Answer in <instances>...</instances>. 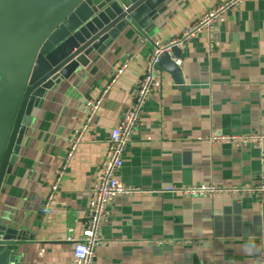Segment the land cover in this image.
I'll use <instances>...</instances> for the list:
<instances>
[{
    "label": "crops",
    "instance_id": "1",
    "mask_svg": "<svg viewBox=\"0 0 264 264\" xmlns=\"http://www.w3.org/2000/svg\"><path fill=\"white\" fill-rule=\"evenodd\" d=\"M218 2L169 0L151 34L121 33L81 78L48 93L34 109L0 195L6 222L28 235L19 244L18 264H72L69 239H77L84 227L88 192L110 130L131 104L152 41L180 36ZM212 43L210 51L202 31L179 48L181 58L174 61L182 84L162 70L161 90L154 89L142 107L117 178L145 193L111 202L94 264H257L264 249V198L163 192L200 184L249 186L264 178V143L236 148L208 141L212 133H264V0H245L224 13ZM107 85L48 209L49 187L84 122L85 101L99 98ZM184 240L196 243H178Z\"/></svg>",
    "mask_w": 264,
    "mask_h": 264
},
{
    "label": "water",
    "instance_id": "2",
    "mask_svg": "<svg viewBox=\"0 0 264 264\" xmlns=\"http://www.w3.org/2000/svg\"><path fill=\"white\" fill-rule=\"evenodd\" d=\"M168 1L0 0V195L41 100L81 78L121 33L151 34ZM175 58L172 47L158 65L182 84ZM6 221L0 212V264H18L28 235Z\"/></svg>",
    "mask_w": 264,
    "mask_h": 264
},
{
    "label": "built area",
    "instance_id": "3",
    "mask_svg": "<svg viewBox=\"0 0 264 264\" xmlns=\"http://www.w3.org/2000/svg\"><path fill=\"white\" fill-rule=\"evenodd\" d=\"M244 1L245 0H219L215 7L192 23L180 34V36L163 44L155 40L152 41V50L145 62L143 75L135 86L131 104L122 112L118 125L110 130L105 158L101 162L98 173L95 176L92 186L88 192V206L84 227L77 239H69L72 244V264H94L95 248L102 243L100 230L102 225L108 219V208L115 198L145 193V191L138 188L125 186L117 178V173L123 165V155L128 141L139 123L142 107L154 89L159 91L161 90L163 72L158 65L161 56L165 53H170L172 47H183L188 41L202 31L207 32L209 50L211 51L213 48V29L217 21L224 13L235 9ZM141 41L143 42L142 39ZM124 68H126L125 64H123L116 71L113 78H117L123 72ZM111 83H113V80H111L110 84ZM108 87L109 85L106 86L101 96L96 100L88 99L85 101L84 122L78 131L74 133L72 139L68 142V149L60 166V170L49 187L45 203L46 208L49 209V206L54 199V194L58 190L61 176L74 156L84 133L91 125ZM208 141L212 145L229 144L236 148L245 145L261 147L264 143V133L239 135H222L212 133L209 136ZM163 192L179 193L180 195L187 197L212 198L215 195L227 194L250 195L257 197L258 199H263L264 178L260 177L255 184L249 186L200 184L190 185L179 189L168 187L164 189ZM178 243L190 246L196 242L193 240H184L179 241ZM155 244L162 246L167 243L164 241H157ZM257 264H264V249H261L258 252Z\"/></svg>",
    "mask_w": 264,
    "mask_h": 264
}]
</instances>
